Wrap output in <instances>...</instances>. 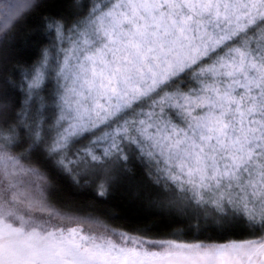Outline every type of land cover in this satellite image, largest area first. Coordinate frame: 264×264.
Listing matches in <instances>:
<instances>
[{
    "label": "snow or ice",
    "instance_id": "6c2138e0",
    "mask_svg": "<svg viewBox=\"0 0 264 264\" xmlns=\"http://www.w3.org/2000/svg\"><path fill=\"white\" fill-rule=\"evenodd\" d=\"M0 5V264H264V0ZM38 56L18 39L33 13ZM255 239H152L64 211L50 171Z\"/></svg>",
    "mask_w": 264,
    "mask_h": 264
},
{
    "label": "trees",
    "instance_id": "16d2710c",
    "mask_svg": "<svg viewBox=\"0 0 264 264\" xmlns=\"http://www.w3.org/2000/svg\"><path fill=\"white\" fill-rule=\"evenodd\" d=\"M39 2V0H34ZM25 12V9L22 10ZM39 12L33 13L19 34L18 43L25 51L24 59L38 56L31 42L33 30L39 23ZM49 179L59 189L64 211L94 220L120 231L145 235L152 239H177L193 242H225L258 238L241 219L222 221L189 207H178L171 199L149 196L139 189L116 184L107 195L100 197L92 184L73 183L67 174L50 171Z\"/></svg>",
    "mask_w": 264,
    "mask_h": 264
},
{
    "label": "rangeland",
    "instance_id": "374dc122",
    "mask_svg": "<svg viewBox=\"0 0 264 264\" xmlns=\"http://www.w3.org/2000/svg\"><path fill=\"white\" fill-rule=\"evenodd\" d=\"M25 3H26V0H0V5H3V4L15 5V6H18L21 9V11L24 9Z\"/></svg>",
    "mask_w": 264,
    "mask_h": 264
}]
</instances>
